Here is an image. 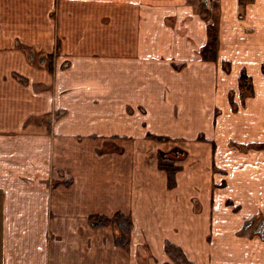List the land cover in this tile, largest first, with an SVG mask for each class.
Here are the masks:
<instances>
[{"label": "crops", "instance_id": "obj_1", "mask_svg": "<svg viewBox=\"0 0 264 264\" xmlns=\"http://www.w3.org/2000/svg\"><path fill=\"white\" fill-rule=\"evenodd\" d=\"M184 261L264 264V0H0V264Z\"/></svg>", "mask_w": 264, "mask_h": 264}, {"label": "trees", "instance_id": "obj_2", "mask_svg": "<svg viewBox=\"0 0 264 264\" xmlns=\"http://www.w3.org/2000/svg\"><path fill=\"white\" fill-rule=\"evenodd\" d=\"M212 30H213V37L211 38V40L209 41V43L206 45V47L204 49V56H205V58H208V59H215L217 57V54H216V48H217L216 30L214 28ZM165 168H167V170L169 171V185L172 186L175 184V180H176L175 173L177 171V168L176 167L172 168L170 166H166ZM91 222H94L93 224L99 225V226L117 224L119 227H121L122 231L125 234L127 232H129L131 230V227H132V221L129 218L124 217V215L121 213L116 214L112 218H108V217H102L101 218L100 216H93L91 218ZM121 242L128 243L126 238H123ZM167 249H168L169 253H171L172 255H174L175 252H180L183 255L181 250L176 245H174L172 243L167 244Z\"/></svg>", "mask_w": 264, "mask_h": 264}, {"label": "rangeland", "instance_id": "obj_3", "mask_svg": "<svg viewBox=\"0 0 264 264\" xmlns=\"http://www.w3.org/2000/svg\"><path fill=\"white\" fill-rule=\"evenodd\" d=\"M204 134V133H203ZM202 134V136H200V139H206L205 138V135H203ZM155 140H157V139H155ZM163 140V139H162ZM167 141H166V144L167 145H169V148H173L174 146H175V140L173 141V140H170L169 141V139H166ZM158 141H160V140H158ZM171 141H173V142H171ZM175 142V143H174ZM182 144H179V147H182L181 146ZM173 146V147H172ZM176 147V146H175ZM174 147V148H175ZM175 150V149H174ZM169 153H167L168 155H166L168 158H167V160H166V163H169L170 164V167H172V168H174V167H176V164H179V163H181L180 162V160H178L180 157H182V156H180L181 154H182V152H180L179 154L178 153H176V151H172V152H170V151H168ZM184 152H187L186 150H184ZM171 159V160H170ZM173 159V160H172ZM221 184H223V183H221ZM179 254V253H178ZM184 263L186 264V261H184Z\"/></svg>", "mask_w": 264, "mask_h": 264}, {"label": "built area", "instance_id": "obj_4", "mask_svg": "<svg viewBox=\"0 0 264 264\" xmlns=\"http://www.w3.org/2000/svg\"><path fill=\"white\" fill-rule=\"evenodd\" d=\"M210 1H212V0H206L207 3H209Z\"/></svg>", "mask_w": 264, "mask_h": 264}]
</instances>
